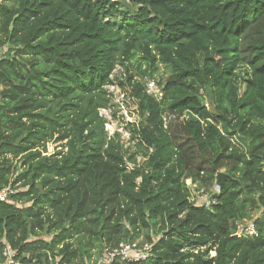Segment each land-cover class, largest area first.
<instances>
[{"label":"trees","instance_id":"16d2710c","mask_svg":"<svg viewBox=\"0 0 264 264\" xmlns=\"http://www.w3.org/2000/svg\"><path fill=\"white\" fill-rule=\"evenodd\" d=\"M116 83L136 153L99 114ZM219 174L215 204L190 202L186 179L210 194ZM6 186L0 264L6 245L19 264H87L141 235L142 264H264V0H0ZM246 219L257 237L235 236Z\"/></svg>","mask_w":264,"mask_h":264},{"label":"built area","instance_id":"2783aa9c","mask_svg":"<svg viewBox=\"0 0 264 264\" xmlns=\"http://www.w3.org/2000/svg\"><path fill=\"white\" fill-rule=\"evenodd\" d=\"M146 93L160 97V93H155V83L153 81L147 82ZM190 193V202L196 206H204L209 208L215 204L216 200L212 198L213 194H217L219 186L215 185L210 190V194L204 192L196 184L192 183L190 179L184 181ZM17 189L12 186H6L0 189V202L13 203V196L17 193ZM234 234L238 238H253L257 237V229L253 220H242L234 222ZM152 244L147 241H126L120 242L115 246L105 247L99 256L91 264H142L151 254ZM17 252L10 249L7 245L2 250V258L4 264H19L15 260ZM213 255V254H212Z\"/></svg>","mask_w":264,"mask_h":264},{"label":"rangeland","instance_id":"374dc122","mask_svg":"<svg viewBox=\"0 0 264 264\" xmlns=\"http://www.w3.org/2000/svg\"><path fill=\"white\" fill-rule=\"evenodd\" d=\"M113 75H116L120 80L123 79L124 71L120 66H116V68L113 71ZM166 78L164 67L160 66L158 67V70L154 74V82H162V80ZM108 92H110L111 95V104L108 109H101L99 110L100 116H102L106 123L104 124V129L107 133L108 137H113L115 133H118L120 136V141L123 144L124 148H129L131 153H136L137 149L133 146L134 142L130 141L129 133L126 129L127 123H136L138 122L137 113L134 110L133 107L128 103L127 100H125V97H123V93L119 86H108L106 87ZM203 103L205 106L210 108L208 97L204 95L202 97ZM172 119L167 118L166 121H170ZM59 145L53 142H50L46 146V151L48 154H52L55 151H58ZM136 162L137 164H141L143 162V158L140 155H136ZM128 167L131 168L132 165L128 164ZM249 176H247L248 179ZM256 216V214H254ZM154 236V235H151ZM154 238V237H153ZM139 241H147L144 238V235H141L138 238ZM99 255V253H98ZM96 251H92V258L87 261V264H91L94 262V260L98 257ZM212 255V254H211Z\"/></svg>","mask_w":264,"mask_h":264},{"label":"water","instance_id":"95a60500","mask_svg":"<svg viewBox=\"0 0 264 264\" xmlns=\"http://www.w3.org/2000/svg\"><path fill=\"white\" fill-rule=\"evenodd\" d=\"M224 175L223 174H219L216 178V185L217 186H221V184L223 183V180H224Z\"/></svg>","mask_w":264,"mask_h":264}]
</instances>
